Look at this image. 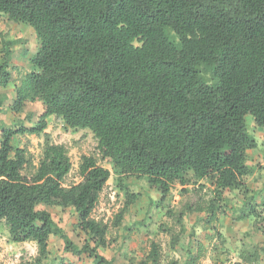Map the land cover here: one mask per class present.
<instances>
[{"label": "trees", "instance_id": "16d2710c", "mask_svg": "<svg viewBox=\"0 0 264 264\" xmlns=\"http://www.w3.org/2000/svg\"><path fill=\"white\" fill-rule=\"evenodd\" d=\"M0 15L29 26L38 41L9 109L17 115L40 103L43 112L28 128L0 121V223L9 242L35 244L34 264L47 260L51 236L61 239L64 253L113 264L98 253L109 228L92 217L111 177L99 159L110 163L124 191L113 227L138 199L127 178L145 181L160 204L175 185L208 183L213 198L195 209L207 225L217 219L223 194L237 192L243 201L235 219L257 224L245 179L254 173L248 152L258 148L249 125L264 132V0H0ZM0 45L6 89L12 47L3 38ZM5 102L0 94V116ZM50 117L96 140L99 159L81 157L77 184L63 186L71 170L64 146L46 136L34 166L26 150L12 145L16 136L45 135ZM47 207L72 209L75 228L89 242L75 246ZM239 257L259 260L255 248L243 245ZM148 259L158 264L155 244Z\"/></svg>", "mask_w": 264, "mask_h": 264}, {"label": "rangeland", "instance_id": "374dc122", "mask_svg": "<svg viewBox=\"0 0 264 264\" xmlns=\"http://www.w3.org/2000/svg\"><path fill=\"white\" fill-rule=\"evenodd\" d=\"M0 35L10 42L12 47L9 63L12 82L6 89L0 88V94L7 97L0 121L5 127L14 128L22 124L28 128L33 126L42 114L41 104L28 103L17 115L10 111L9 105L15 82L32 70L29 59L35 54L38 41L29 26L10 22L4 15H0ZM47 125L45 135L16 136L12 145L26 150L34 166L38 165L41 158L46 136L50 143L64 146L71 162V170L63 186L77 184L80 181L78 166L81 157L95 156L99 159L96 140L88 130L67 129L61 120L55 117L48 118ZM249 128L258 148L248 152V164L254 168V173L246 178L245 182L254 194L256 212L261 217L256 221L257 224L251 217L242 221L235 219L243 201L242 195L237 192L223 194L224 201L219 203L217 219L207 225L201 221L206 218L205 214L198 213L195 209L197 206H204L213 198L212 187L208 183H198L185 188L175 185L170 195L160 204L159 195L154 189H150L145 181L127 178L124 183L130 192L139 194L138 199L135 204L129 206L120 225L113 227V222L124 205V191L117 187L110 163L99 159V164L110 171L111 177L92 212L95 220L109 228L106 233L108 245L98 249V253L113 264H152L148 256L151 244H155L160 254L158 264H186L189 257L196 258L192 264H248L239 257L243 245L246 250L252 251L255 248L259 256L256 264H264V254L259 251L264 249V132L252 123ZM187 205L191 206L192 213L186 210ZM45 209L75 246L79 248L89 242L86 236L75 228L76 217L72 209ZM180 213L184 215L180 216ZM218 235L222 236L223 244H220L222 240L217 239ZM47 246L49 255L41 264H91V260L85 255L78 258L64 253L63 243L58 237H49ZM36 255L37 249L33 243L9 242L6 228L0 223V264H34Z\"/></svg>", "mask_w": 264, "mask_h": 264}]
</instances>
